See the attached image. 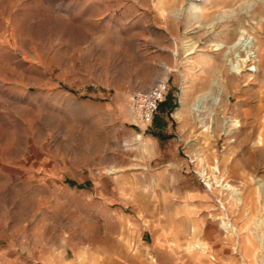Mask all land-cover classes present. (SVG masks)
<instances>
[{"label": "rangeland", "instance_id": "obj_1", "mask_svg": "<svg viewBox=\"0 0 264 264\" xmlns=\"http://www.w3.org/2000/svg\"><path fill=\"white\" fill-rule=\"evenodd\" d=\"M262 136L264 0H0V264H264Z\"/></svg>", "mask_w": 264, "mask_h": 264}, {"label": "built area", "instance_id": "obj_2", "mask_svg": "<svg viewBox=\"0 0 264 264\" xmlns=\"http://www.w3.org/2000/svg\"><path fill=\"white\" fill-rule=\"evenodd\" d=\"M165 90L164 82H156L147 91L132 94L130 110L135 121L143 130L152 122L158 106L164 98Z\"/></svg>", "mask_w": 264, "mask_h": 264}, {"label": "bare ground", "instance_id": "obj_3", "mask_svg": "<svg viewBox=\"0 0 264 264\" xmlns=\"http://www.w3.org/2000/svg\"><path fill=\"white\" fill-rule=\"evenodd\" d=\"M230 35H235L234 34V30L233 31H229L228 33H227V37H229ZM158 82H161V81H158ZM145 91H147V90H145ZM184 90H183V92H182V95H181V108L182 107H184V108H186L187 106H186V104H187V101H186V98H185V96H184ZM193 109H194V107H193ZM185 110V109H184ZM262 140L264 141V137L262 136ZM239 201V200H238ZM222 209L223 210H225L224 212H225V215H226V213H227V215L229 216L230 214V212H229V209H228V207L224 204V203H222ZM230 220V219H229ZM231 224V223H230ZM230 224H229V222H226V221H224L223 222V225L224 226H226V227H229L230 226ZM225 227V228H226Z\"/></svg>", "mask_w": 264, "mask_h": 264}]
</instances>
